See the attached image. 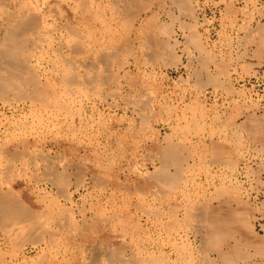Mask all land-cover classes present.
<instances>
[{
    "label": "rangeland",
    "instance_id": "rangeland-1",
    "mask_svg": "<svg viewBox=\"0 0 264 264\" xmlns=\"http://www.w3.org/2000/svg\"><path fill=\"white\" fill-rule=\"evenodd\" d=\"M85 2L28 55L44 99L0 90V191L43 229L0 221V264H264V0Z\"/></svg>",
    "mask_w": 264,
    "mask_h": 264
},
{
    "label": "bare ground",
    "instance_id": "bare-ground-1",
    "mask_svg": "<svg viewBox=\"0 0 264 264\" xmlns=\"http://www.w3.org/2000/svg\"><path fill=\"white\" fill-rule=\"evenodd\" d=\"M72 0H0V68L4 70V74L2 75V70L0 72V90H5L6 88H11L18 86L23 90L24 87L30 86L31 90H33V98H42L44 99V90L41 86V83L39 81V78L35 75V73L32 71V69L29 68L28 70V63L31 60L30 56L28 55H34V53L37 52L39 48L42 47L43 42L45 41V37L52 36L55 32H58L59 30L64 31L67 29L68 33L76 38V36L79 35L80 29L76 26L77 23L80 25H86L90 21L89 18V12L86 5L85 0H73V5L71 4ZM116 1V0H115ZM134 1V0H133ZM62 5H65L63 8ZM119 5V4H118ZM137 5V4H136ZM89 7V6H88ZM93 7V6H92ZM118 7V6H117ZM130 7V6H129ZM101 8V7H100ZM99 9V8H98ZM112 10V9H111ZM117 10V9H115ZM118 12V11H117ZM116 12V13H117ZM123 12V11H122ZM135 12V11H134ZM102 13V12H100ZM104 13V12H103ZM126 13V12H125ZM91 15V14H90ZM100 17L102 14H99ZM104 15V14H103ZM117 15V14H116ZM130 17V15H129ZM138 18V17H137ZM94 19V18H93ZM102 19V18H101ZM104 19V18H103ZM51 20L55 23H59L58 27L57 25L54 27H51ZM106 21V20H105ZM128 21V20H127ZM107 23V22H106ZM119 23V22H118ZM130 23V22H129ZM134 23V22H133ZM53 24V23H52ZM125 25V24H124ZM127 25V24H126ZM133 25V24H131ZM141 26V25H140ZM143 26V25H142ZM264 27V26H263ZM97 28V27H96ZM140 30L143 29V27H139ZM108 30V29H107ZM113 31V30H112ZM264 31V29H262ZM81 32V31H80ZM66 33V32H65ZM84 33V32H83ZM109 33V32H108ZM264 33V32H263ZM60 34V32H59ZM92 33L89 32L88 36H90ZM65 35V34H64ZM69 35V34H68ZM82 35V33H81ZM115 35V34H114ZM117 35V34H116ZM121 35V34H120ZM124 35V34H122ZM129 38V34H127ZM84 36V35H83ZM86 36V35H85ZM119 36V35H118ZM141 36L138 34V37ZM47 37V38H48ZM54 37V35H53ZM63 37V36H62ZM81 37V36H79ZM142 37V36H141ZM52 38V37H51ZM74 38V39H75ZM84 38V37H83ZM110 37H108L109 39ZM113 38V37H112ZM122 38V37H121ZM46 39V38H45ZM73 39V38H72ZM77 39V38H76ZM85 39V38H84ZM83 39V40H84ZM44 40V41H43ZM43 41V42H42ZM49 41V39H48ZM53 41V40H51ZM71 41V40H70ZM80 41V40H79ZM82 41V40H81ZM86 41V40H85ZM121 41L120 39L118 40ZM125 41V40H124ZM122 40V42L124 43ZM127 41V40H126ZM140 41V39H139ZM92 42V41H91ZM105 45L107 47V44L109 43V46L113 45L115 46L114 39H111L110 41H104ZM103 42V43H104ZM117 45H121V42ZM45 43V42H44ZM59 43V42H58ZM83 43V41H82ZM89 43V42H88ZM55 44V43H54ZM76 44V42L74 43ZM77 49L80 44L74 45ZM87 44V43H86ZM71 45V43H70ZM61 46V44H60ZM63 46V45H62ZM72 46V47H73ZM95 46V45H94ZM110 46V47H111ZM57 47V46H56ZM59 47V46H58ZM70 47V46H67ZM125 47V46H124ZM130 47V46H129ZM71 48V47H70ZM131 48V47H130ZM51 49V48H50ZM95 49V48H94ZM101 49V48H100ZM99 49V50H100ZM73 50V48H72ZM75 50V49H74ZM36 51V52H35ZM50 51V50H49ZM58 51V50H57ZM78 51V50H77ZM39 52V51H38ZM41 52V51H40ZM132 52V51H131ZM56 53V52H55ZM82 53V52H81ZM96 53V52H95ZM104 53V52H103ZM117 53V51H116ZM77 54V53H76ZM80 54V53H79ZM108 54V53H107ZM115 54V53H113ZM120 54V53H119ZM130 54V53H129ZM124 55V54H123ZM90 56V55H89ZM112 56V55H111ZM114 56V55H113ZM32 57V56H31ZM60 57V56H59ZM108 57V56H107ZM91 58V57H90ZM102 58V57H100ZM78 59V57H77ZM107 59V58H106ZM105 59V60H106ZM37 60V59H36ZM49 60V59H48ZM75 60V59H74ZM109 60V58H108ZM111 60V58H110ZM79 61V60H78ZM53 63V62H52ZM66 63V62H65ZM43 64V63H41ZM89 64V63H88ZM52 65V64H51ZM91 66V65H90ZM89 66V67H90ZM72 67V66H71ZM78 69V68H76ZM123 69V67H122ZM36 70V69H35ZM64 70V69H62ZM98 70V69H97ZM71 71V70H70ZM99 71V70H98ZM97 71V72H98ZM65 72V71H63ZM37 73V72H36ZM77 73V72H75ZM93 74V73H92ZM96 74V73H95ZM68 75V74H67ZM73 75V74H72ZM65 76V75H64ZM76 76V75H75ZM87 76H89L87 74ZM66 77V76H65ZM47 78V77H46ZM51 78V77H50ZM72 78V77H71ZM66 79H68V83H71L74 81V79H70L68 76ZM66 79L64 81H66ZM72 84V83H71ZM45 85V84H44ZM54 85V84H53ZM74 86V84H72ZM76 85V84H75ZM17 87V90H18ZM56 87V86H55ZM70 87V86H69ZM29 88V87H27ZM15 89V88H14ZM50 89V88H49ZM69 89V88H68ZM16 90V89H15ZM30 90V89H28ZM30 90V91H31ZM54 90V89H53ZM11 91V90H10ZM9 91V92H10ZM20 91V90H19ZM7 91H5L6 93ZM8 92V93H9ZM4 93V92H3ZM4 93V94H5ZM55 93V91H54ZM53 93V94H54ZM23 94V92H22ZM28 94V93H27ZM49 95V94H48ZM6 96V95H5ZM21 96V94L19 95ZM25 96V95H24ZM22 97V96H21ZM24 99V97H22ZM50 98V97H49ZM54 98V97H53ZM55 99V98H54ZM33 100V99H32ZM38 100V99H37ZM46 100V99H45ZM44 100V101H45ZM57 100V99H56ZM10 102V101H9ZM43 101H41L42 103ZM35 103V102H34ZM53 104V103H52ZM8 105V104H7ZM54 105V104H53ZM52 105V106H53ZM10 107V105H9ZM256 124V123H255ZM257 125V124H256ZM254 125V127L256 126ZM263 125V124H262ZM264 129V128H263ZM175 149V147H174ZM165 152V151H164ZM173 152V151H172ZM171 152V153H172ZM169 153L168 155H170ZM176 154V153H175ZM174 154V155H175ZM177 155V154H176ZM173 157V156H171ZM177 159V158H176ZM62 177V176H61ZM59 176V178H61ZM163 178V177H162ZM56 180V179H55ZM66 180V178H65ZM53 183V182H52ZM164 183V182H163ZM162 184V183H161ZM59 185V184H58ZM62 185V184H60ZM67 184H65L66 186ZM46 187V186H45ZM3 192V191H2ZM0 191V221L5 220H13L20 221L22 219L21 217L23 215L18 214L21 213L18 210H22V213L26 211V214L23 216H26V230L25 232H28L31 234V232H35L37 229H40L43 232V229L40 228V224L38 225L39 219L41 216L37 211L30 208L28 205H26V209H17L13 210L11 207V201H9V196L2 193ZM9 192V191H7ZM6 193V191H5ZM10 194V193H9ZM67 194V193H66ZM50 195V194H49ZM57 195V194H56ZM70 196V195H69ZM57 197V196H56ZM70 198V197H69ZM57 201V199H56ZM69 201V200H68ZM71 201V200H70ZM58 203V202H57ZM70 203V202H69ZM14 204V203H13ZM24 205V204H23ZM60 205V204H59ZM71 207V206H70ZM68 209V208H67ZM16 212V214L21 215L18 217V215H14L13 213ZM15 211V212H14ZM65 211V210H64ZM57 213V212H56ZM66 213V212H65ZM67 214V213H66ZM45 217V214L42 215ZM43 217V218H44ZM20 218V219H19ZM51 218V216H49ZM74 218V217H72ZM24 220V219H23ZM47 220V219H46ZM74 222V221H73ZM36 223L33 227V224ZM40 223V222H39ZM65 223V222H64ZM67 224V223H66ZM42 225V223H41ZM71 225V223H70ZM75 225V223H74ZM87 226V225H85ZM15 227V226H14ZM20 227L16 225V228ZM18 229V228H17ZM33 229H36L35 231ZM6 230V229H5ZM15 230V229H14ZM46 230V228L44 229ZM73 230V228H72ZM20 231V230H19ZM39 231V230H38ZM12 232H14L12 230ZM18 232H16L17 235ZM23 233V232H19ZM37 233V232H36ZM35 233V235H36ZM45 233V232H44ZM39 234V233H38ZM12 235V234H11ZM23 235V234H22ZM33 235V236H35ZM28 236V235H27ZM38 236V235H36ZM41 236V235H40ZM16 237V236H14ZM21 237V236H20ZM24 237V235H23ZM22 237V238H23ZM42 237V236H41ZM53 237V236H52ZM12 238V237H11ZM27 239V238H26ZM28 240V239H27ZM48 241V240H47ZM52 241V240H51ZM28 242V241H27ZM40 244V243H39ZM32 246V245H31ZM45 246V245H44ZM44 258V257H43ZM57 258V257H56ZM65 260L66 262V258ZM70 262V261H69ZM48 264V263H47Z\"/></svg>",
    "mask_w": 264,
    "mask_h": 264
}]
</instances>
